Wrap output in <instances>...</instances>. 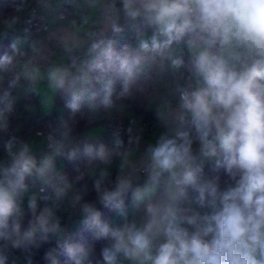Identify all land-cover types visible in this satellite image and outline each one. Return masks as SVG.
Wrapping results in <instances>:
<instances>
[{
    "label": "clouds",
    "instance_id": "1",
    "mask_svg": "<svg viewBox=\"0 0 264 264\" xmlns=\"http://www.w3.org/2000/svg\"><path fill=\"white\" fill-rule=\"evenodd\" d=\"M41 262L264 264V0H0V264Z\"/></svg>",
    "mask_w": 264,
    "mask_h": 264
},
{
    "label": "trees",
    "instance_id": "2",
    "mask_svg": "<svg viewBox=\"0 0 264 264\" xmlns=\"http://www.w3.org/2000/svg\"><path fill=\"white\" fill-rule=\"evenodd\" d=\"M33 100V99H32ZM28 101H23L21 104H20V111L22 113L21 115V120L25 123V126L28 127V126H31L33 127L34 129L35 128H41V127H44L45 126V123L50 120L49 116H45L43 114H39V115H32V114H28L26 112H24V109H23V105L24 103H27ZM61 105H62V102H61ZM64 115L66 116L67 115V110L65 109L64 110ZM80 127L82 129L86 128L87 126L85 124H81ZM68 167V170L71 171V165L68 164L67 165ZM89 184H91V181H89ZM94 196V194H93ZM100 210L103 212L104 214V217L105 218H110L112 216V213L109 212L107 209H103L102 207L100 208ZM74 224H75V220L73 221ZM76 230L79 231L80 230V227L77 226L76 227ZM37 259H39V257H37ZM42 264V262H41Z\"/></svg>",
    "mask_w": 264,
    "mask_h": 264
},
{
    "label": "crops",
    "instance_id": "3",
    "mask_svg": "<svg viewBox=\"0 0 264 264\" xmlns=\"http://www.w3.org/2000/svg\"><path fill=\"white\" fill-rule=\"evenodd\" d=\"M29 99H30L31 102H33V103L36 102V98H35V97H31V98L24 97V98H22L21 103H22L23 101H29ZM32 99H33V100H32ZM60 107H62V105H60ZM39 114H43V113L38 111L37 113L32 114V115H39ZM57 114H58V113L54 111L53 114H52V116H49V118H50V119H54L55 116H56ZM43 115H44V114H43ZM96 127L99 128V127H101V125H97ZM84 129H87V127L84 128ZM100 138H101V139H105L106 137H105L103 134H101V135H100ZM65 163L67 164V161H66ZM67 165H68V164H67Z\"/></svg>",
    "mask_w": 264,
    "mask_h": 264
},
{
    "label": "built area",
    "instance_id": "4",
    "mask_svg": "<svg viewBox=\"0 0 264 264\" xmlns=\"http://www.w3.org/2000/svg\"><path fill=\"white\" fill-rule=\"evenodd\" d=\"M107 122H105V126H106Z\"/></svg>",
    "mask_w": 264,
    "mask_h": 264
},
{
    "label": "rangeland",
    "instance_id": "5",
    "mask_svg": "<svg viewBox=\"0 0 264 264\" xmlns=\"http://www.w3.org/2000/svg\"><path fill=\"white\" fill-rule=\"evenodd\" d=\"M74 223V222H73Z\"/></svg>",
    "mask_w": 264,
    "mask_h": 264
}]
</instances>
